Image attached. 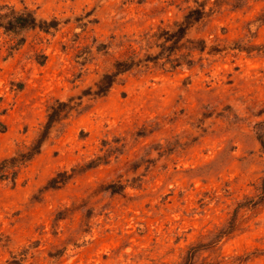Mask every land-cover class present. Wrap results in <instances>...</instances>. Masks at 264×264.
<instances>
[{
	"label": "rangeland",
	"instance_id": "1",
	"mask_svg": "<svg viewBox=\"0 0 264 264\" xmlns=\"http://www.w3.org/2000/svg\"><path fill=\"white\" fill-rule=\"evenodd\" d=\"M2 5L59 25L21 45L0 32V164L26 152L55 101L79 107L14 180L0 179V264H182L257 194L264 0ZM193 10L202 15L187 25ZM179 27L187 30L166 43L168 57L161 31ZM132 50L141 66L97 96L95 84ZM219 245L221 264H264V210Z\"/></svg>",
	"mask_w": 264,
	"mask_h": 264
},
{
	"label": "trees",
	"instance_id": "2",
	"mask_svg": "<svg viewBox=\"0 0 264 264\" xmlns=\"http://www.w3.org/2000/svg\"><path fill=\"white\" fill-rule=\"evenodd\" d=\"M235 1H245V3L247 2V0ZM201 15L202 12L200 10L190 11L185 17L187 25L190 24V21L199 20ZM58 25L59 21L56 18H52L51 20L40 19L38 18L34 9L25 5H22L21 8H17L13 5L0 6V32L5 35H11L12 38L16 40L17 45L25 43V35L30 31L39 29L40 31L48 34L52 29L57 30ZM186 30L187 27H179L174 33H170L167 30L161 31L163 34L160 37L165 36L163 38L164 43L158 45L157 47L170 51V54L168 55V57H170L172 51L175 50L174 46L180 42ZM177 36H179V38L173 42L174 46L165 48L166 43L172 41ZM148 39H154L155 41H158L155 34L149 36ZM181 46L183 45H180V48ZM170 48H173V50ZM203 50L204 48L199 49V51ZM138 57L139 53L135 50H132L127 57L117 61L113 65L117 72L112 75H104V77L95 84V94L97 96H104L110 90L117 77L122 72L126 71L128 68L140 67L141 59ZM186 57H188V55H186ZM180 58L167 60L166 63L170 64L172 67L174 66V63H176ZM144 61L147 62L148 60ZM43 63L44 62H40V64ZM187 64L190 65V61H188ZM177 66L178 65H175V67ZM78 107L79 104L60 102L59 100L55 101L51 106H49L46 114V122L41 127L42 130L38 132L32 141V144L26 148V152L17 153L15 157L5 160L0 164V179L7 180L11 178L14 180V178L17 176L18 169L40 152L42 145L48 138L52 128L55 125L61 126L63 122L67 120L74 112H78ZM258 140L261 145L262 152L264 153L263 136L259 135ZM58 176H62V180H64L66 172H63ZM52 182H55V184L61 183L55 180H52ZM256 192L257 194L255 196L247 197L244 200L236 203L225 224L219 230L206 237L203 243L189 246L183 258L182 264H221L223 257H221L220 253V242L243 232L248 227V222L251 216L255 217L258 210H264V175L260 179ZM247 213L250 215L246 217ZM201 253L209 254L206 257L201 258Z\"/></svg>",
	"mask_w": 264,
	"mask_h": 264
}]
</instances>
